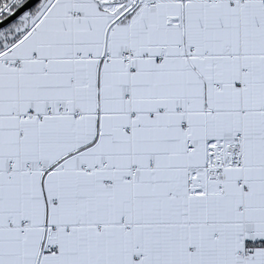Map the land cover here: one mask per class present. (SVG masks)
Masks as SVG:
<instances>
[{
	"label": "snow or ice",
	"instance_id": "snow-or-ice-1",
	"mask_svg": "<svg viewBox=\"0 0 264 264\" xmlns=\"http://www.w3.org/2000/svg\"><path fill=\"white\" fill-rule=\"evenodd\" d=\"M0 264H264V0H0Z\"/></svg>",
	"mask_w": 264,
	"mask_h": 264
}]
</instances>
